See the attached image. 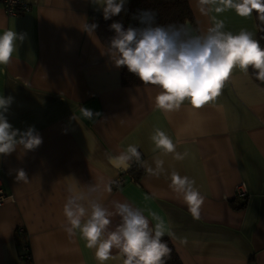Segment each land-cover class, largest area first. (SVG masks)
<instances>
[{
	"label": "crops",
	"instance_id": "0c3cea01",
	"mask_svg": "<svg viewBox=\"0 0 264 264\" xmlns=\"http://www.w3.org/2000/svg\"><path fill=\"white\" fill-rule=\"evenodd\" d=\"M1 1L0 33L11 29L26 38L11 63L0 66V95L14 98L6 114L13 127L34 126L43 143L26 154L0 156V183L12 196L0 204V264H97L94 251L61 227L70 176L81 185L123 176L104 203L127 200L146 216L157 212L175 234L165 237L181 264H264V84L237 69L215 102L192 110L185 101L165 114L153 104L157 89L122 85L120 68L103 55L108 46L96 31L87 33L91 15L102 12L91 0H28L29 10L14 16L5 14ZM188 5L198 32L223 20L225 31L247 29L256 38L254 15H204L196 0ZM82 107L100 115L89 120ZM156 127L178 142L177 151L189 153L183 161L160 158L168 171L195 178L205 196L200 219L174 197L163 175L152 176L135 162L116 169L108 159L135 144L155 167L149 137ZM20 168L29 182L16 180ZM239 183L244 199L234 195ZM118 222L114 217L113 227ZM25 246L30 261L20 258ZM113 255L107 264H122L116 250Z\"/></svg>",
	"mask_w": 264,
	"mask_h": 264
},
{
	"label": "clouds",
	"instance_id": "9594fccd",
	"mask_svg": "<svg viewBox=\"0 0 264 264\" xmlns=\"http://www.w3.org/2000/svg\"><path fill=\"white\" fill-rule=\"evenodd\" d=\"M91 2L102 11L105 21L127 12L128 0ZM196 6L204 15L234 10L238 16L248 18L255 12L260 24L264 25V0H196ZM132 18L139 21V27L125 28L121 21L109 25L114 35L103 55H107L115 67L126 68L144 85L157 89L153 98L155 109L171 113L180 110L185 101L190 109H201L216 101L237 69L244 75L251 69L255 79L264 84V47L252 31H225L223 20H216L202 32L188 21L158 24L157 13L151 9L139 10ZM98 27L97 23L88 24L86 31L90 35ZM25 38L26 34L11 29L0 33V66L11 63L17 45ZM13 100L12 96L0 95V156H9L18 150L26 154L43 143L34 126L21 131L9 122L6 114ZM81 111L89 120L100 115L86 107ZM149 139L152 152L157 154L152 157L155 167L141 159L139 146L135 144H128L116 155L109 154L110 163L116 169L126 170L135 162L152 176L163 175L174 197L187 206L194 219H200L205 196L195 178L181 175L174 168L168 171L160 158L171 155L175 161H183L189 153L177 151L178 142L159 127L153 129ZM70 177L72 182L67 187L61 227L70 239L78 236L94 251L97 264L115 259L113 250L122 258V264H167L172 249L163 238L167 235L175 239V234L166 228L157 212L149 211L146 216L144 210L127 200H112L106 205L104 194H111L113 185L119 187L117 180L81 185ZM16 180L29 182L23 168L17 169ZM114 217H119V222L113 227ZM180 243L186 244L187 240L182 239Z\"/></svg>",
	"mask_w": 264,
	"mask_h": 264
},
{
	"label": "trees",
	"instance_id": "16d2710c",
	"mask_svg": "<svg viewBox=\"0 0 264 264\" xmlns=\"http://www.w3.org/2000/svg\"><path fill=\"white\" fill-rule=\"evenodd\" d=\"M126 8V13L122 12L119 16L113 17L112 20L108 21H105L103 19L102 12L91 15L93 17V20L88 24L97 23L99 25V27L96 29V32L99 36V39L104 45L108 46V41L114 35V32L109 29V25L121 15L123 16L122 23L125 28L129 26L139 27V21L132 18L133 15L139 10H154L157 13L156 22L158 24L183 23L185 21H189L192 25L194 24L193 17L188 5V0H131L128 4H126ZM253 15L257 26L256 39H258L261 43V46L264 47V31H260V28H264V25L260 24L255 12H253ZM249 74L255 81H257L254 75H252L251 69H249ZM120 76L122 85H144L133 74L129 73L124 67L120 68ZM134 170L135 169L131 170V172ZM139 171L140 170H137V172ZM137 172H135V174H137ZM135 174L133 176H135ZM163 239L172 249L170 253V259L167 260V264H181L171 242L167 237H164Z\"/></svg>",
	"mask_w": 264,
	"mask_h": 264
},
{
	"label": "built area",
	"instance_id": "2783aa9c",
	"mask_svg": "<svg viewBox=\"0 0 264 264\" xmlns=\"http://www.w3.org/2000/svg\"><path fill=\"white\" fill-rule=\"evenodd\" d=\"M2 8L6 15L14 16V15H20L24 12L28 11L30 8L28 0H2L1 1ZM113 180H117L119 182V186L124 183L123 176H118L117 178H114ZM113 188H117V186L113 185ZM235 197L238 198H246L247 191L243 183H239L234 190ZM12 196L8 192H6L0 183V204L6 201L7 199H11ZM18 232H23L22 228L18 229ZM21 260H27L30 261V254L28 251L27 246L22 248V251L20 253Z\"/></svg>",
	"mask_w": 264,
	"mask_h": 264
},
{
	"label": "water",
	"instance_id": "95a60500",
	"mask_svg": "<svg viewBox=\"0 0 264 264\" xmlns=\"http://www.w3.org/2000/svg\"><path fill=\"white\" fill-rule=\"evenodd\" d=\"M189 22V21H188ZM191 24V23H190ZM191 26L193 27V25L191 24ZM194 28V27H193ZM195 29V28H194Z\"/></svg>",
	"mask_w": 264,
	"mask_h": 264
}]
</instances>
